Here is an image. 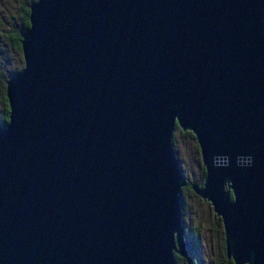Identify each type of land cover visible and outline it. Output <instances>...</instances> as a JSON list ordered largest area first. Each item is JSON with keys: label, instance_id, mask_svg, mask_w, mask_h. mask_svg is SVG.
Instances as JSON below:
<instances>
[{"label": "water", "instance_id": "obj_1", "mask_svg": "<svg viewBox=\"0 0 264 264\" xmlns=\"http://www.w3.org/2000/svg\"><path fill=\"white\" fill-rule=\"evenodd\" d=\"M4 84L0 264H176L189 132L224 257L264 264V0H33Z\"/></svg>", "mask_w": 264, "mask_h": 264}, {"label": "rangeland", "instance_id": "obj_2", "mask_svg": "<svg viewBox=\"0 0 264 264\" xmlns=\"http://www.w3.org/2000/svg\"><path fill=\"white\" fill-rule=\"evenodd\" d=\"M33 0H0V117L3 111L5 80L12 71L22 67L19 43L23 21L22 9ZM174 150L181 172L190 183L202 182L200 157L192 136L173 130ZM183 228L198 229V242L190 247L187 259L178 257L176 264H226L223 254V234L220 222L212 213L210 205L199 199L191 191L183 190Z\"/></svg>", "mask_w": 264, "mask_h": 264}, {"label": "trees", "instance_id": "obj_3", "mask_svg": "<svg viewBox=\"0 0 264 264\" xmlns=\"http://www.w3.org/2000/svg\"><path fill=\"white\" fill-rule=\"evenodd\" d=\"M22 11L23 12L21 14V18H22V21H23V27H22V31H23V30H25L28 27V22H27L28 9L26 7H23ZM15 49L17 51L20 50L19 49V43H15ZM14 71H12V72H14ZM2 101H3V111H2V115L0 117V125H3L6 122L7 112H8L4 96H2ZM175 129H177V128H175ZM177 130H179V129H177ZM182 134H187V135L192 136L189 132H182ZM173 142H174V137L172 136L171 145L173 144ZM200 174L203 177V168L202 167L200 168ZM190 184L191 183L187 181L186 185L182 188V191L189 189V185ZM197 184L201 185V182H198ZM183 214H184V204H183V209L181 211V216H183ZM217 221L219 222L218 218H217ZM184 238L187 239V241L190 244V247H195L196 243L198 242V229L196 228L194 230H191V228H189V227L185 228L184 229ZM174 260L177 262L178 258L176 256H174ZM225 263L226 264H232L231 260H226V259H225Z\"/></svg>", "mask_w": 264, "mask_h": 264}, {"label": "flooded vegetation", "instance_id": "obj_4", "mask_svg": "<svg viewBox=\"0 0 264 264\" xmlns=\"http://www.w3.org/2000/svg\"><path fill=\"white\" fill-rule=\"evenodd\" d=\"M23 10V9H22ZM195 184H197V183H195ZM188 191H191L190 190V187H189V189H187ZM216 217V216H215ZM217 218V217H216ZM219 219V218H218ZM219 222H220V220H219ZM220 225H221V223H220ZM185 228H183V230H184ZM222 229V228H221ZM223 234V233H222ZM222 247H223V242H222ZM190 249V248H189ZM189 251V250H188ZM187 254H188V252H187ZM186 254V255H187ZM223 254H224V248H223ZM184 256V259H187V256ZM174 256H176L177 258L179 257V256H177V255H174ZM181 258H183V257H181ZM179 259V258H178ZM226 259V258H225ZM226 260H228V259H226ZM178 261V260H177ZM176 262V261H175Z\"/></svg>", "mask_w": 264, "mask_h": 264}]
</instances>
